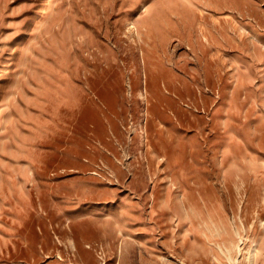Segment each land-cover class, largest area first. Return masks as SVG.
<instances>
[{
	"label": "rangeland",
	"instance_id": "obj_1",
	"mask_svg": "<svg viewBox=\"0 0 264 264\" xmlns=\"http://www.w3.org/2000/svg\"><path fill=\"white\" fill-rule=\"evenodd\" d=\"M0 264H264V0H0Z\"/></svg>",
	"mask_w": 264,
	"mask_h": 264
},
{
	"label": "bare ground",
	"instance_id": "obj_2",
	"mask_svg": "<svg viewBox=\"0 0 264 264\" xmlns=\"http://www.w3.org/2000/svg\"><path fill=\"white\" fill-rule=\"evenodd\" d=\"M233 1V0H232ZM237 1V0H236ZM239 5H240V3H239ZM235 6H237V5H235ZM239 8V7H238ZM250 8V7H249ZM245 9V8H244ZM239 10V9H238ZM246 12V11H245ZM253 14V13H252ZM250 15V14H249ZM245 16V15H244ZM232 17V16H231ZM242 17V16H241ZM237 20V19H236ZM235 20V21H236ZM238 20H240V19H238ZM234 21V20H233ZM140 22V21H139ZM196 23H198V21L196 22ZM196 23H194V24H196ZM236 23V22H235ZM239 23V22H238ZM134 24V23H133ZM239 24H241V23H239ZM191 25V24H190ZM236 25V24H235ZM238 25V24H237ZM243 25V24H242ZM136 26V25H135ZM239 26V25H238ZM132 27V26H131ZM142 27V26H141ZM240 27V26H239ZM251 27H252V25H251ZM135 28V27H134ZM134 30V29H133ZM185 31V30H184ZM250 31V30H249ZM254 31V30H253ZM140 33V32H139ZM143 33V32H142ZM137 34V33H136ZM179 34V33H178ZM255 34H256V32H255ZM188 35V34H187ZM141 38V37H140ZM181 39V38H180ZM184 39V38H183ZM141 44V43H140ZM187 44V43H186ZM188 45H189V43H188ZM191 48V47H190ZM190 50V49H189ZM194 50V49H193ZM198 50V49H197ZM143 56H144V54H143ZM147 75V74H146ZM146 80V79H145ZM65 223H67V222H65ZM64 227H66L65 225H64ZM68 232V231H67ZM69 233V232H68ZM68 239V238H67ZM70 241V240H69ZM110 242V241H109ZM111 246V245H110ZM154 246V245H153ZM122 248V247H121ZM114 249V248H113ZM109 250V249H108ZM112 250V249H111ZM103 252V251H102Z\"/></svg>",
	"mask_w": 264,
	"mask_h": 264
}]
</instances>
